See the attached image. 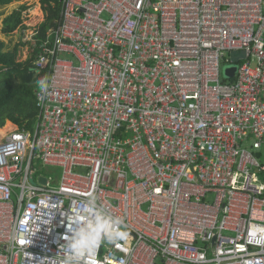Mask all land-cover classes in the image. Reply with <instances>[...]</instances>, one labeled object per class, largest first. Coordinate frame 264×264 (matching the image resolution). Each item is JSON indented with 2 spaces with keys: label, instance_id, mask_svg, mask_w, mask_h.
<instances>
[{
  "label": "built area",
  "instance_id": "built-area-1",
  "mask_svg": "<svg viewBox=\"0 0 264 264\" xmlns=\"http://www.w3.org/2000/svg\"><path fill=\"white\" fill-rule=\"evenodd\" d=\"M40 47L36 124L0 136V264H63L93 190L128 236L81 264H264V0H62Z\"/></svg>",
  "mask_w": 264,
  "mask_h": 264
},
{
  "label": "trees",
  "instance_id": "trees-1",
  "mask_svg": "<svg viewBox=\"0 0 264 264\" xmlns=\"http://www.w3.org/2000/svg\"><path fill=\"white\" fill-rule=\"evenodd\" d=\"M18 0H0V6ZM44 19L38 25L34 38V46L30 56L21 61L18 59L19 46L7 48L0 40V128L7 121L15 124L18 129L33 130L38 116L35 87L41 73L33 67V61L41 51V44L50 30L55 28L60 19L62 0H39ZM25 5L14 9L2 20V33L9 35L23 25Z\"/></svg>",
  "mask_w": 264,
  "mask_h": 264
},
{
  "label": "clouds",
  "instance_id": "clouds-1",
  "mask_svg": "<svg viewBox=\"0 0 264 264\" xmlns=\"http://www.w3.org/2000/svg\"><path fill=\"white\" fill-rule=\"evenodd\" d=\"M41 92L46 90L45 78L37 81ZM66 225L68 254L63 264H81L87 253L94 252L103 243H113L125 240L128 232L124 221L119 216L110 215L105 208L98 204L95 191H89L82 206L75 213L67 216Z\"/></svg>",
  "mask_w": 264,
  "mask_h": 264
},
{
  "label": "rangeland",
  "instance_id": "rangeland-1",
  "mask_svg": "<svg viewBox=\"0 0 264 264\" xmlns=\"http://www.w3.org/2000/svg\"><path fill=\"white\" fill-rule=\"evenodd\" d=\"M21 5H25L27 7L22 14L23 25L25 28H18L9 35L2 33L3 18L10 14L14 9L19 8ZM43 19L44 13L39 0H18L13 1L10 4L0 6V40H3L6 43L7 48H13L16 44L23 43V45L19 46L18 52V59L23 61L30 56L31 48L34 46L33 35ZM254 65L255 61L253 60L252 66ZM5 125L2 128H7ZM9 127L5 129L4 134H0L1 137H3L5 133L9 132L11 129L15 128L16 125L11 123ZM246 146L249 147L248 143ZM34 165L36 169L35 178H38L41 175L54 178H59L60 176V169L57 167H45L38 161L35 162Z\"/></svg>",
  "mask_w": 264,
  "mask_h": 264
},
{
  "label": "water",
  "instance_id": "water-1",
  "mask_svg": "<svg viewBox=\"0 0 264 264\" xmlns=\"http://www.w3.org/2000/svg\"><path fill=\"white\" fill-rule=\"evenodd\" d=\"M243 55H244L243 54V51H241V50H239V51H233L231 53V58L234 61H236L239 56H243ZM235 70H236V67L235 66H232L230 68L225 69L224 74L227 75L228 77H232L234 75ZM7 122H9V121H7ZM38 181L44 183L45 182V178L42 177V176H40L38 178Z\"/></svg>",
  "mask_w": 264,
  "mask_h": 264
},
{
  "label": "bare ground",
  "instance_id": "bare-ground-1",
  "mask_svg": "<svg viewBox=\"0 0 264 264\" xmlns=\"http://www.w3.org/2000/svg\"><path fill=\"white\" fill-rule=\"evenodd\" d=\"M11 125V123L10 122H6V127L8 128L9 126ZM7 128H2V129H0V134L2 135V134H4V131H5V129H7ZM10 128V127H9Z\"/></svg>",
  "mask_w": 264,
  "mask_h": 264
}]
</instances>
